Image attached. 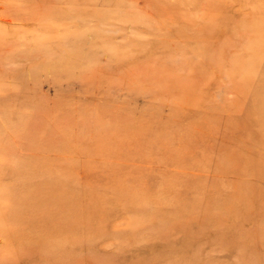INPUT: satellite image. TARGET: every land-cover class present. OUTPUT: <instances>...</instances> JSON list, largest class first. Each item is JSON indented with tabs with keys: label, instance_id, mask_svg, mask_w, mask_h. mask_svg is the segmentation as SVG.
Returning a JSON list of instances; mask_svg holds the SVG:
<instances>
[{
	"label": "rangeland",
	"instance_id": "1",
	"mask_svg": "<svg viewBox=\"0 0 264 264\" xmlns=\"http://www.w3.org/2000/svg\"><path fill=\"white\" fill-rule=\"evenodd\" d=\"M56 4L54 22L22 25L11 19L13 11L0 0V34L7 33L10 39V33L17 31L24 38L44 41L40 58H48L52 70L46 73L40 68L43 73L36 75L35 82L28 80L27 86L48 98L49 105L67 111L73 139L69 148L81 152L73 154L72 184L80 183L85 191L89 182L98 185L93 195L83 191V196L88 195L83 209L95 194L111 200L146 192L151 196V212L170 213L177 199L170 195L194 203L195 187L215 179L225 186L223 195L233 194L235 205L247 203L252 212L263 210L264 167L240 153L245 146L250 152L255 146L259 129L251 113L262 105L248 104L243 95L248 84L240 76L249 68L257 77L264 68V0H63ZM84 6L88 11L81 10ZM218 48L222 50L219 67L207 65L205 53H216ZM236 54L239 61L230 65L228 55ZM9 61L1 69L10 73H18L30 62L23 56ZM219 104L230 109L219 114L218 122L207 123L204 112ZM113 118L120 122L114 123ZM95 135L99 137L92 138ZM115 137L123 139L120 145ZM257 150L263 155L262 145ZM155 199L161 204L156 205ZM105 207L115 210L105 220L81 215L90 222L88 240L72 243L70 264H264L260 262L264 249L256 239L264 240V235L249 233L248 239L256 242L247 239L249 246L243 250L239 243L235 250L226 249L231 218L222 227L208 225L205 234L196 237L193 227L191 234L172 232L164 240L147 233L155 219L144 221L142 212L124 210L121 204L108 202ZM238 222L244 229L255 226L251 219ZM79 225L73 221L72 230Z\"/></svg>",
	"mask_w": 264,
	"mask_h": 264
},
{
	"label": "bare ground",
	"instance_id": "2",
	"mask_svg": "<svg viewBox=\"0 0 264 264\" xmlns=\"http://www.w3.org/2000/svg\"><path fill=\"white\" fill-rule=\"evenodd\" d=\"M3 1L13 11V13L8 11L11 14V19L23 25L54 22L56 2L63 0H25L23 3H13L12 0ZM34 7H39V10L42 8V11L35 13L33 11ZM81 10L88 11L85 6ZM92 11L95 15L97 14L95 10H90L89 13H92ZM187 24L190 25L191 23ZM199 29L201 30V28H198L195 31ZM176 32L180 34H178L180 38L182 36L180 30ZM10 37L9 39L7 33L0 34V264H70L69 257L72 251V243L76 240L79 242L88 240L87 230L90 224L88 217L93 214L95 218L103 220L115 211L104 210L106 208L105 204L108 202L112 205L121 204L124 206V210L142 212V220L144 219V221L150 218L155 219L153 224L148 225L150 227L147 228V233L164 240L170 239L172 232L191 234L193 227L195 228V231L193 230L195 237L196 233L205 234L204 231L208 225L215 228L222 227L223 221L226 219L228 221L229 218L232 221L228 223L230 237L227 239L226 249L230 251L235 250V245L238 243L242 247L241 250L245 249V246H249L246 244L248 237L252 238L249 233L254 232L259 236L264 235V227L260 228L264 224V208L260 212H252L247 203L235 205L233 194L223 195L221 190L225 186L215 181V179L195 187L194 203L170 195L173 199L177 198L174 199V209L170 213H165L161 209L151 212L149 210L151 196L146 192L140 197L132 195L124 199L114 198L111 200L103 195L95 194L93 198L90 197L91 202L88 203L89 205H86L87 207L83 209L85 205L83 201L86 199L84 196H88L86 194L83 196V191L86 188H82L79 185L80 183L73 186L71 176L73 161L75 160L73 154L81 152H74L69 148V144L73 139L69 129L67 111L49 105L48 98L27 86L28 80L35 82L36 75L40 72L43 73L40 68H45L46 73L52 70L53 65H49L48 58L46 61L44 58H40L43 49L40 48V45L44 41L35 38H24L17 31L14 35L10 33ZM168 40L170 39L166 41ZM22 43H27L23 48H20L22 51L10 52V49H19ZM221 52V49L217 50L216 53L207 51L204 55L207 65L219 67L218 64L222 59ZM17 56H23L30 62L27 66L21 68L18 73H10L1 69L6 61L10 62L11 58ZM36 57H39V59L36 60ZM45 57L48 56L45 54ZM227 60L230 65L234 64L239 61V55H228ZM246 72L249 74L243 72L240 76V79L248 84V88L243 91V95L249 98L248 104L257 101L262 106L251 113V121L259 129L255 149L253 148L251 154L250 148L245 146L244 149L240 150V153L243 159L256 160L264 167V68L261 71L258 70L257 77L249 68ZM231 73H235L233 68ZM16 85L19 87L15 88ZM203 109H208V107ZM210 109H213V111L204 112L207 123L218 122L219 114L230 108L224 104H219ZM112 120L114 123L120 122L117 118ZM251 121L249 120L250 124H252ZM130 128H134V126H130ZM147 131L149 132V130ZM97 137L99 136L95 135L92 138ZM92 138L89 137L88 140ZM104 138L101 136L103 141ZM115 139L118 141V145L123 141L122 138L115 137ZM259 144L262 145L263 155L256 154ZM89 149L92 150L93 148L89 146ZM123 156L127 155L123 153ZM222 166L223 161L220 160L219 168H222ZM88 184L90 186L85 193L91 191V193L93 192L91 195H93L95 193L94 188L98 185L92 182ZM118 188L121 189V187ZM236 192L234 191V193ZM77 201H80V203ZM155 201L156 205L161 204L160 201L156 199ZM144 202L148 204V208L144 207ZM83 213L89 214L84 220L81 216ZM178 218L181 219L178 220ZM240 218L251 219L254 221L255 226L249 229L242 228L238 222ZM73 221L80 222L79 227L74 231L71 228ZM259 223L262 224L259 225ZM129 227V230H133L131 226ZM247 230L249 231L247 232ZM256 239L258 240L257 243H262L264 249V240L260 237ZM254 242L250 240L249 243L253 244ZM253 247L250 246V248ZM250 248L248 247V252ZM256 248H259V246H256ZM246 259L248 258L246 257ZM259 261L258 263L264 262V259ZM111 263H114V261Z\"/></svg>",
	"mask_w": 264,
	"mask_h": 264
}]
</instances>
